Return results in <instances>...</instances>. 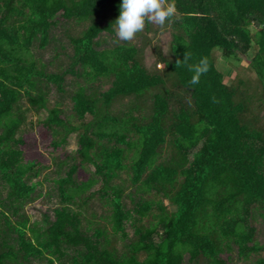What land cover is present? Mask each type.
<instances>
[{
  "label": "trees",
  "instance_id": "1",
  "mask_svg": "<svg viewBox=\"0 0 264 264\" xmlns=\"http://www.w3.org/2000/svg\"><path fill=\"white\" fill-rule=\"evenodd\" d=\"M166 1L175 32L159 73L133 44L100 47L102 32L115 34L121 0H0V264H229L222 253L264 250L251 224L254 207L264 220V128L246 117L249 98L224 82L214 57L218 49L238 60L257 46L250 66L264 103V0ZM58 16L89 23L68 36V66L47 71L33 48L49 44ZM68 74L84 78L69 95L72 114L62 117L56 102L43 124L55 148L74 132L78 148L58 161L52 216L31 221L25 206L42 194L34 179L44 166L23 158L21 101L46 109L50 87L65 93ZM101 79L108 89L93 87ZM168 81L182 89L177 103ZM124 98L127 110L115 112ZM87 165L91 175L76 180ZM95 193L111 207V234L86 217Z\"/></svg>",
  "mask_w": 264,
  "mask_h": 264
},
{
  "label": "rangeland",
  "instance_id": "2",
  "mask_svg": "<svg viewBox=\"0 0 264 264\" xmlns=\"http://www.w3.org/2000/svg\"><path fill=\"white\" fill-rule=\"evenodd\" d=\"M165 4L169 3L164 0ZM58 22L56 26L52 28L51 40L45 48H33V53L36 58H39L47 68V71H62L68 66L70 62V55L72 53V46L69 43V35H79L88 25L87 21L76 20H64L58 16ZM116 29V28H115ZM175 29L167 21L162 27L156 24L154 21H148L145 24V28L142 32L138 33L131 41H122L115 34L109 35L106 32H102L98 40H100V47H110L116 42L133 44L140 49L142 62L145 67L151 72H162L164 70V63L159 59V54L162 57L170 58V45L172 41V34ZM257 46H253L248 55H241L238 60L224 59L218 49L214 50V57L216 60L217 68L224 74V82L228 85H238L241 91L242 97L249 98L248 111L246 117L251 119H257L255 123L264 128V103H262V86L257 78L255 71L250 66L251 56L256 52ZM84 78L76 77L73 75L65 76V90L66 92L60 94L55 87H50L46 96L47 105L46 109L40 111L35 110L27 101L23 98L21 101L23 109L26 111V120L21 126L18 136L23 139L21 149L23 152L24 160L36 161L39 165L44 166L41 174L34 179L39 180L37 189L42 192L41 196L37 197L34 201L26 204L25 211L30 216L31 221L41 220L44 213L52 214L51 209L57 204L58 197L53 183V179L57 177L58 161L64 160L68 155L74 153L78 148L77 132L70 134L67 138V142L57 148L52 145L54 135L43 124V120L48 114V110L54 107L56 102H59L60 107L64 109L62 117L72 114L71 100L69 95L71 91L76 87L77 83H83ZM95 89L103 91L109 88L110 82L107 79H101L92 83ZM167 87L171 88L176 93L177 97L175 101L182 95V89L173 87L171 81L167 82ZM179 94V95H178ZM129 98L118 100L113 105L115 112H124L127 110ZM177 103V102H176ZM175 103V104H176ZM86 120L91 119L90 115H87ZM74 123H78L76 118L72 119ZM168 154V148H165L161 158H164ZM67 166H65V169ZM64 169V167H63ZM93 167L90 165L78 167L75 178L78 181L87 180V178L93 172ZM63 173V171H61ZM125 173L122 174V178H126ZM125 184H129L127 181ZM100 186L99 183L95 184L91 191L97 190ZM133 190L132 187H126V192ZM145 197L154 199L156 201L162 200L164 204H168V201L162 196L155 194H145ZM125 202L129 200L124 199ZM128 204V203H127ZM129 206L131 204L129 203ZM173 210L175 207L168 206ZM111 207L101 200L98 193H95L92 199L88 202V209L86 217L93 219L97 225L104 227L109 234H111V225L109 221V215ZM263 211L258 208H253L251 224L256 228L255 241L264 246V220ZM93 214V216H92ZM52 216V215H51ZM146 221L153 220L152 217H147ZM132 227L127 226V232L132 234ZM221 256L229 262V264H257V260L261 259L264 264V250L259 253H253L247 259L238 256L236 249L232 252L222 253ZM229 256V258H228ZM187 258V256H186Z\"/></svg>",
  "mask_w": 264,
  "mask_h": 264
},
{
  "label": "clouds",
  "instance_id": "3",
  "mask_svg": "<svg viewBox=\"0 0 264 264\" xmlns=\"http://www.w3.org/2000/svg\"><path fill=\"white\" fill-rule=\"evenodd\" d=\"M175 13V4H165L164 0H121L120 14L114 22L116 35L122 41H131L144 30L146 21L163 27ZM201 65L206 62L201 61ZM197 71H207V68L200 67ZM191 83H198V79L194 78Z\"/></svg>",
  "mask_w": 264,
  "mask_h": 264
}]
</instances>
